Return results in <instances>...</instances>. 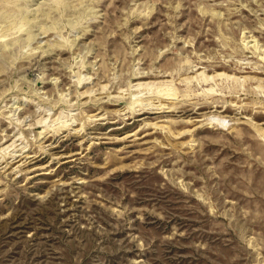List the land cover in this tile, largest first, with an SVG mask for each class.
<instances>
[{"label":"rangeland","instance_id":"rangeland-1","mask_svg":"<svg viewBox=\"0 0 264 264\" xmlns=\"http://www.w3.org/2000/svg\"><path fill=\"white\" fill-rule=\"evenodd\" d=\"M0 264H264V0H0Z\"/></svg>","mask_w":264,"mask_h":264}]
</instances>
